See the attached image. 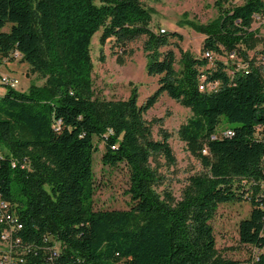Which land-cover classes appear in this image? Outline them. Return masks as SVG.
<instances>
[{
  "label": "trees",
  "instance_id": "trees-1",
  "mask_svg": "<svg viewBox=\"0 0 264 264\" xmlns=\"http://www.w3.org/2000/svg\"><path fill=\"white\" fill-rule=\"evenodd\" d=\"M240 1L215 0L218 18L196 27L204 54L235 52L239 61L256 47L252 26L264 0ZM151 19L140 0H0L1 55L18 53L46 78L0 97V196L23 223L18 234L32 248L25 264H49L56 243L53 264H264V72L250 61L210 66L180 47L177 72L175 52L160 50L181 35L154 32ZM100 29L102 44L146 37L147 73L160 78L144 104L136 88L122 100L95 96L90 45ZM213 82L216 91L200 89ZM163 93L192 111L178 136L203 167L180 199L156 190L151 166L155 155L176 162L170 134L154 139L144 118ZM223 119L235 126L218 129ZM226 130L232 135L220 136ZM95 138L103 165L129 170L128 210L94 209ZM235 201L250 204L238 237L255 251L244 261L220 253L211 224L220 204Z\"/></svg>",
  "mask_w": 264,
  "mask_h": 264
},
{
  "label": "rangeland",
  "instance_id": "rangeland-1",
  "mask_svg": "<svg viewBox=\"0 0 264 264\" xmlns=\"http://www.w3.org/2000/svg\"><path fill=\"white\" fill-rule=\"evenodd\" d=\"M145 8L151 12L149 27L157 33L165 30L166 33L178 32L181 38L171 39V45L162 48L161 52L173 50L176 55L175 69L181 71V53L179 47L193 56L203 57V44L206 36L196 27L213 22L218 18V10L214 6L215 0H140ZM240 0H230V4H241ZM10 25L4 28L9 30ZM252 29L259 38L255 48L247 51L245 59H239L237 68L249 65L264 72V16L256 17ZM102 29L92 38L90 53L93 62V89L95 96L100 99L122 100L130 97L134 88L137 89L138 104L142 105L148 97L153 95L159 87L160 76H149L147 73L148 59L143 49L145 36L128 41L125 45L119 44L114 38L101 42ZM262 52V53H261ZM215 60H222L232 65L226 55L213 54L210 66ZM244 60V61H243ZM232 67V66H231ZM231 72V70L229 71ZM4 76H11L20 81L18 91H27L32 84L43 86L46 78L38 72H32L31 66L23 61L18 53L3 57L0 53V97L7 92L2 84ZM203 80V79H202ZM192 116L189 108L182 106L178 101L163 93L158 102L148 110L144 118L152 124L153 138H162V130L170 134L169 142L172 146L176 162L168 164L163 156L155 155L151 159V166L160 178L155 185L159 193L169 190L176 199L181 198L182 190L187 179L203 171L200 161L186 149L185 143L180 140L178 130ZM157 119H162L157 122ZM235 124L222 120L218 129L232 128ZM97 149L94 153L93 169L95 178V193L93 206L95 210H128L131 207L129 170L125 164L115 167L105 166L102 163L104 143L95 138ZM255 182H249L248 186ZM250 204L248 201L228 202L220 204L211 224L216 236V245L223 256L239 260H246L252 249L242 245L238 237L239 221L248 217Z\"/></svg>",
  "mask_w": 264,
  "mask_h": 264
},
{
  "label": "built area",
  "instance_id": "built-area-1",
  "mask_svg": "<svg viewBox=\"0 0 264 264\" xmlns=\"http://www.w3.org/2000/svg\"><path fill=\"white\" fill-rule=\"evenodd\" d=\"M165 30H162L164 32ZM209 59H212L211 52H205L204 54ZM264 58V57H263ZM229 60L236 62L238 60L237 54L231 52L228 56ZM264 61V60H263ZM238 62V61H237ZM236 62V63H237ZM246 65H242L240 68H246ZM1 82L6 87L13 89H18L20 81L17 78L11 76H4ZM219 83L213 82L210 84H201L200 89L205 90L207 88L209 91H216L218 89ZM232 135L231 130L224 131L220 136H230ZM212 138H216L213 136ZM0 264H25L26 254L29 253L32 248L31 246H24L21 236H19V231L23 229V223L16 215L13 207L10 203L3 200L0 196ZM249 248L252 249L251 246ZM59 250V243H56L54 248L48 250L47 261L49 264H53L54 258L57 257ZM252 250L255 251L253 248Z\"/></svg>",
  "mask_w": 264,
  "mask_h": 264
}]
</instances>
